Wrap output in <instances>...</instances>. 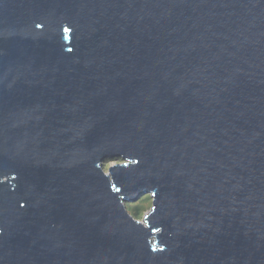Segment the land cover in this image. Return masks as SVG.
Segmentation results:
<instances>
[{"label":"water","instance_id":"water-1","mask_svg":"<svg viewBox=\"0 0 264 264\" xmlns=\"http://www.w3.org/2000/svg\"><path fill=\"white\" fill-rule=\"evenodd\" d=\"M0 264H264V0H0Z\"/></svg>","mask_w":264,"mask_h":264},{"label":"rangeland","instance_id":"rangeland-1","mask_svg":"<svg viewBox=\"0 0 264 264\" xmlns=\"http://www.w3.org/2000/svg\"><path fill=\"white\" fill-rule=\"evenodd\" d=\"M120 161H110L104 165V171L106 172L109 166H113L114 164H119ZM149 196H143L140 200L136 201L135 203H126L125 205L129 204V207H125L128 213L133 216L137 220H141L144 214L148 212L151 207V200L148 198ZM136 206V210H138V214L132 209Z\"/></svg>","mask_w":264,"mask_h":264},{"label":"trees","instance_id":"trees-1","mask_svg":"<svg viewBox=\"0 0 264 264\" xmlns=\"http://www.w3.org/2000/svg\"><path fill=\"white\" fill-rule=\"evenodd\" d=\"M149 196V195H148ZM142 198V197H141ZM149 198V200H151V198H150V196L148 197ZM138 200H140V198L138 199ZM137 200V201H138ZM125 207H129V204H127V205H125ZM137 214H138V210H136V206L134 207V208H132ZM128 212V211H127Z\"/></svg>","mask_w":264,"mask_h":264}]
</instances>
